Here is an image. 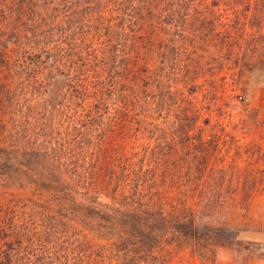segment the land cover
<instances>
[{
    "label": "rangeland",
    "instance_id": "1",
    "mask_svg": "<svg viewBox=\"0 0 264 264\" xmlns=\"http://www.w3.org/2000/svg\"><path fill=\"white\" fill-rule=\"evenodd\" d=\"M34 2L0 0V264H264V0H125L112 43L80 25L66 53Z\"/></svg>",
    "mask_w": 264,
    "mask_h": 264
},
{
    "label": "trees",
    "instance_id": "2",
    "mask_svg": "<svg viewBox=\"0 0 264 264\" xmlns=\"http://www.w3.org/2000/svg\"><path fill=\"white\" fill-rule=\"evenodd\" d=\"M27 3L28 6L35 5L37 7L39 5L34 2V0H27ZM125 5V0H45V4H40V6L46 7V12L42 14L45 23L44 25L40 26L42 27L44 34L52 37L57 34L55 31L57 26H61L62 34L60 35V37L53 38L54 42L57 40V42L55 43H58L54 45V47H56L61 53H66V51H69L65 46L67 45V42L63 39L60 40L61 37L66 38L69 33L75 34V41L80 44L82 43V41L88 40L87 37L89 33L90 36H93L102 31L101 29H105L106 33H103V35L106 37V39H109L108 41L110 44L113 42V33L115 32V30H117V27L115 29L116 18L117 16H120L122 14L123 6ZM112 15L115 17H112L111 19H107L105 21V18ZM124 15L125 13H123V16ZM69 22L73 23L70 24ZM67 23H69V25H67L68 27L65 28V24ZM80 25L89 27V33L84 35L83 33H81V31L74 30L78 29ZM121 30L122 32L127 33L126 24L124 26H121V29L118 32L119 34ZM101 43H103L102 38L100 41L96 42L95 46L91 45L90 48L87 47V50L85 51L80 50L77 54V57H79L77 58L79 62H76V65H72L70 68L71 72H76V70L77 73L79 72V77H77V80L80 79V86L82 89L85 86L86 81H89L90 76H92L93 74V70L90 68L92 59H84L83 53L87 52L94 59H99V57L101 56L105 57L104 54L107 53L105 51L106 47H103ZM37 47L38 46H31L33 52L31 51L30 55H34L36 57V59H32V61L40 62L45 66L46 69L51 65H63V63L68 61L65 58H61L64 59L63 63H61V59H57L55 57L54 51H52L51 46H41L40 48ZM115 50L116 52L119 51V49L117 48H115ZM89 51H93L94 53ZM77 68H79V70ZM201 142H204L205 144V141H203V139H201ZM254 150L255 149H253V151ZM258 153H260V150ZM232 165L233 167H235V169H237V171H239L240 166L238 162H234ZM225 167L226 166L224 165V168ZM128 211L129 212L124 213L127 226L130 227L132 231H135V229L139 227V223L136 221L138 220V213H136V211L134 210ZM195 218V215L191 214V216H189L186 220L178 222L177 229L179 228L178 230L183 231L186 235H189L199 241L210 240L217 241V243H232L237 240L238 232L233 227L201 223L197 222ZM128 233L134 236L136 235L131 233L130 231H128Z\"/></svg>",
    "mask_w": 264,
    "mask_h": 264
}]
</instances>
